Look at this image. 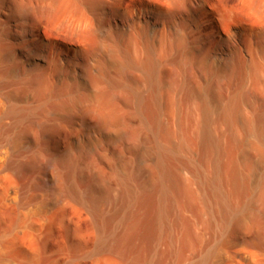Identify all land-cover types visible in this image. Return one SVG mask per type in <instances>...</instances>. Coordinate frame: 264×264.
<instances>
[{
	"label": "bare ground",
	"instance_id": "1",
	"mask_svg": "<svg viewBox=\"0 0 264 264\" xmlns=\"http://www.w3.org/2000/svg\"><path fill=\"white\" fill-rule=\"evenodd\" d=\"M216 2L164 0L166 6H161L160 0H149L137 8L124 0H62V24L70 14L76 16L68 28L78 42L70 46V54L59 56L48 41L35 36L31 28L27 31L29 20L35 18L28 10L17 8V17L6 18L9 24L21 22L22 47L44 60L47 69L44 85L30 107L14 106L0 82V264H13L10 242L14 232L34 228L25 220H12L11 210L19 205L13 182L21 169L8 120L28 122L34 129L37 123L31 117L58 100L57 82L62 74L72 95L81 92L96 106L99 128L120 126L124 121L108 108L111 92L132 94L140 109L151 101L157 118L165 88L181 91L192 85L191 92L201 99L202 125H194L190 137L203 149L211 144L216 156L207 171L195 168L200 188L194 190V184L179 177L170 162L180 151L191 154L189 142L182 140L158 146L146 189L137 191L131 186L130 175L121 177L125 185L122 211L133 204L146 211L145 215H119L123 223L122 264H264V182L257 194L244 201L252 192L251 175L241 162L249 151L256 150L259 159L255 166L264 163V0H246L253 2L257 21L251 27L225 20ZM10 58L0 50V62ZM113 67L118 69L116 77L110 74ZM7 75L11 76L10 72ZM134 82L146 85L148 98L133 92ZM103 84L110 92H101ZM223 84L224 97L219 91ZM191 92L188 90L189 95ZM247 105L252 106V112L244 113ZM213 113L226 126L224 135L211 134ZM226 135L229 143L224 147ZM48 168L53 177L39 187L48 191L64 186L71 197L80 200L71 174L62 173L55 160L48 161ZM180 189L194 200H213L220 215L172 217L171 201ZM61 203L59 198L40 202L35 205V215L43 216ZM254 208L260 215H252ZM95 218L102 221L98 214Z\"/></svg>",
	"mask_w": 264,
	"mask_h": 264
},
{
	"label": "rangeland",
	"instance_id": "2",
	"mask_svg": "<svg viewBox=\"0 0 264 264\" xmlns=\"http://www.w3.org/2000/svg\"><path fill=\"white\" fill-rule=\"evenodd\" d=\"M147 1L124 0L137 8ZM61 2L0 0V50L11 55L8 61L0 62V82L4 84V92L11 94L16 107L33 104L36 93L44 85L47 63L22 47L21 22L9 24L6 18L17 17V8L28 10L35 18L29 20L27 31L31 28L35 36L48 41L54 47L55 56L68 55L70 46L78 42L68 28L76 16L70 14L62 24L65 13ZM216 4L222 17L233 24L246 27L257 24L252 13L253 2L251 5L246 0H217ZM117 71V67H113L110 74L116 77ZM236 73L234 69L233 74ZM80 76L85 83L89 82L86 75ZM68 83L62 74L57 82L58 100L31 117L32 122L37 123L34 129L28 122L15 124L13 119L8 120L9 136L15 143V158L21 169L13 182L19 205L11 210L12 220H25L34 226L31 230L14 232L10 242L13 264H122L123 223L119 215H145L146 211L135 204L125 213L122 211L125 185L121 177L130 175L131 186L137 191L146 189L149 171L155 169L158 146L182 140L185 144L189 142L191 154L180 151L170 162L178 176L192 182L196 190L200 186L195 168L207 171L216 156L211 144L203 149L191 140L192 127L202 125L201 99L191 92L192 85L181 91L178 87L163 89L158 118L151 101L140 109L132 94L111 92L108 108L124 121L120 126L99 128L94 117L96 106L82 97L81 92L72 95ZM134 83L133 92L148 98L146 85ZM248 88L254 90L251 85ZM219 91L223 97L226 95L224 84L219 86ZM101 92L110 90L103 84ZM250 112L252 106H244V113ZM238 127L244 131L240 123ZM209 129L215 137L226 133V126L214 113ZM122 132H129L130 136H118ZM228 143L226 135L222 144L227 147ZM258 159L256 150L249 151L241 159L251 175L249 188L252 192L244 201L257 194L264 182V163L255 166ZM50 160L56 161L62 173L71 174L80 200L71 197L64 186L48 191L39 187L43 180L53 177L48 168ZM57 198L62 200L60 206L43 216L35 215L36 204ZM252 212V215H260L257 208ZM97 214L103 222H97ZM169 215L220 214L213 200L207 197L194 200L180 189L171 201Z\"/></svg>",
	"mask_w": 264,
	"mask_h": 264
},
{
	"label": "clouds",
	"instance_id": "3",
	"mask_svg": "<svg viewBox=\"0 0 264 264\" xmlns=\"http://www.w3.org/2000/svg\"><path fill=\"white\" fill-rule=\"evenodd\" d=\"M160 4H161V6H166L164 3V0H160Z\"/></svg>",
	"mask_w": 264,
	"mask_h": 264
}]
</instances>
